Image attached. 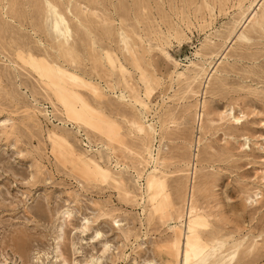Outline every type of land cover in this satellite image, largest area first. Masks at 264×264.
<instances>
[{
    "label": "rangeland",
    "instance_id": "374dc122",
    "mask_svg": "<svg viewBox=\"0 0 264 264\" xmlns=\"http://www.w3.org/2000/svg\"><path fill=\"white\" fill-rule=\"evenodd\" d=\"M0 264H264V0H0Z\"/></svg>",
    "mask_w": 264,
    "mask_h": 264
},
{
    "label": "bare ground",
    "instance_id": "6f19581e",
    "mask_svg": "<svg viewBox=\"0 0 264 264\" xmlns=\"http://www.w3.org/2000/svg\"><path fill=\"white\" fill-rule=\"evenodd\" d=\"M125 45H126V43H125ZM112 55V54H111ZM113 57V56H112ZM106 59L108 60V62H109V64L110 65H112L113 64V61H112V59L110 58V55L109 54H106ZM40 66H39V69H40V71H41V74H42V77H44V78H46V79H49V77H54L55 79L58 77V74L56 75V74H54V72H52V70L51 69H48L45 65H42V64H39ZM112 67V66H111ZM149 76V75H148ZM151 97H152V95H151ZM230 116H232L231 118L232 119H234V116L232 115V113H230L229 114ZM236 122H238V120H236V119H234ZM141 129V128H140ZM157 173V172H156ZM155 181V180H154ZM150 191V190H149ZM148 191V192H149ZM63 216H64V219H65V221L69 218V213L68 212H65L64 214H63ZM190 217V216H189ZM185 225H187V224H185ZM83 229H85V227H83ZM170 230H175V228L174 227H170L169 228ZM192 229H195V227H193ZM185 230V229H184ZM100 234L99 233H96L95 234V237H98ZM182 239H184V238H182Z\"/></svg>",
    "mask_w": 264,
    "mask_h": 264
}]
</instances>
